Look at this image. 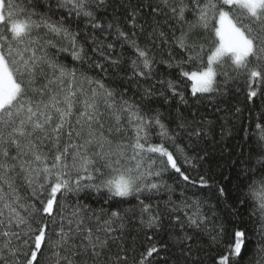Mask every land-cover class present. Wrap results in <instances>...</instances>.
Instances as JSON below:
<instances>
[{
	"label": "snow or ice",
	"instance_id": "snow-or-ice-1",
	"mask_svg": "<svg viewBox=\"0 0 264 264\" xmlns=\"http://www.w3.org/2000/svg\"><path fill=\"white\" fill-rule=\"evenodd\" d=\"M241 92L261 107L232 143ZM245 254L264 264V0H0V264Z\"/></svg>",
	"mask_w": 264,
	"mask_h": 264
},
{
	"label": "trees",
	"instance_id": "trees-1",
	"mask_svg": "<svg viewBox=\"0 0 264 264\" xmlns=\"http://www.w3.org/2000/svg\"><path fill=\"white\" fill-rule=\"evenodd\" d=\"M232 105H239L244 109L243 112V117L241 118V121H236L235 122V127L233 128V137L230 138L232 143H236L239 139H240V135H242V133H240L239 129L241 128V125L243 124L244 126L248 125V120L244 119V117H248L249 116V111L248 109H252L253 111V116H252V122H253V127L250 129L251 132H255V128H254V124H255V113L259 110V108L261 107V101L260 99H257L255 102V105L249 104L248 102H246L245 100V96L244 93L241 92L239 94H233L229 97L228 102L226 105H222V107H231ZM241 228H246L249 232H251L252 229V225L250 223L248 224H241L240 225ZM249 251H251L252 245L249 244L248 245ZM248 254H245V259L242 262V264H247V260H248Z\"/></svg>",
	"mask_w": 264,
	"mask_h": 264
}]
</instances>
